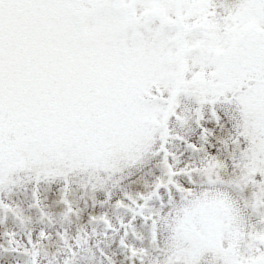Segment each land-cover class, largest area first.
I'll return each instance as SVG.
<instances>
[{
	"label": "snow or ice",
	"instance_id": "1",
	"mask_svg": "<svg viewBox=\"0 0 264 264\" xmlns=\"http://www.w3.org/2000/svg\"><path fill=\"white\" fill-rule=\"evenodd\" d=\"M0 264H264V0H0Z\"/></svg>",
	"mask_w": 264,
	"mask_h": 264
}]
</instances>
